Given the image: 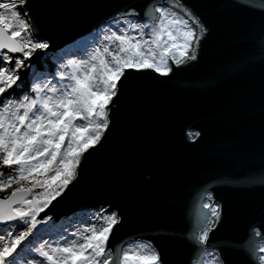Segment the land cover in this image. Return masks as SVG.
<instances>
[{
	"label": "snow or ice",
	"instance_id": "6c2138e0",
	"mask_svg": "<svg viewBox=\"0 0 264 264\" xmlns=\"http://www.w3.org/2000/svg\"><path fill=\"white\" fill-rule=\"evenodd\" d=\"M235 3L259 13L264 47V0ZM40 32L33 0H0V264H168L152 239H115L123 216L110 202L55 219L54 210L79 183L84 154L102 146L113 98L136 72L169 76L197 61L207 26L184 0H124L59 49ZM246 183L264 187V169ZM193 199L179 234L184 264H227L226 248L264 264V214L242 240L218 241L224 205L214 187Z\"/></svg>",
	"mask_w": 264,
	"mask_h": 264
},
{
	"label": "water",
	"instance_id": "95a60500",
	"mask_svg": "<svg viewBox=\"0 0 264 264\" xmlns=\"http://www.w3.org/2000/svg\"><path fill=\"white\" fill-rule=\"evenodd\" d=\"M123 2L33 0V14L40 36L59 49ZM184 2L208 28L197 61L173 66L169 76L134 73L113 98L102 146L84 154L79 183L54 210L55 219L78 206L110 202L123 216L115 239L133 234L152 239L168 264L187 258L179 234L202 186L211 184L224 205L215 240H242L247 225L264 214V187L246 183L264 169L260 15L235 0ZM224 255L227 264H246L237 248H226Z\"/></svg>",
	"mask_w": 264,
	"mask_h": 264
}]
</instances>
